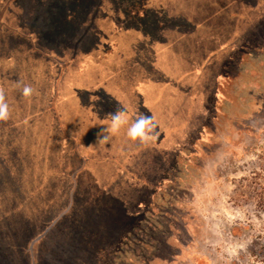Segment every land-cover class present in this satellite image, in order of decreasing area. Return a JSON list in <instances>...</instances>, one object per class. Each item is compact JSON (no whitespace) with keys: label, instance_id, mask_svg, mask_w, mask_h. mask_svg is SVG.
I'll return each instance as SVG.
<instances>
[{"label":"rangeland","instance_id":"rangeland-1","mask_svg":"<svg viewBox=\"0 0 264 264\" xmlns=\"http://www.w3.org/2000/svg\"><path fill=\"white\" fill-rule=\"evenodd\" d=\"M142 1L0 0V264H264V0Z\"/></svg>","mask_w":264,"mask_h":264},{"label":"clouds","instance_id":"clouds-1","mask_svg":"<svg viewBox=\"0 0 264 264\" xmlns=\"http://www.w3.org/2000/svg\"><path fill=\"white\" fill-rule=\"evenodd\" d=\"M33 88L30 85H24L22 94L25 98H30L33 94ZM9 105L6 102L5 91L0 87V121L10 119ZM111 118L110 126L101 128L96 135V145H105L109 142L113 134L119 133L120 130L129 125L127 109L122 108L117 103L115 111L108 114ZM158 124L155 117L147 113H138L130 126L127 127V136L132 141H138L142 144H147L157 138ZM89 145L88 147H91Z\"/></svg>","mask_w":264,"mask_h":264},{"label":"crops","instance_id":"crops-1","mask_svg":"<svg viewBox=\"0 0 264 264\" xmlns=\"http://www.w3.org/2000/svg\"><path fill=\"white\" fill-rule=\"evenodd\" d=\"M101 4H102V2H101ZM140 7H141V9L139 10L140 12L137 13V14H131V16H135L136 15V17L139 18L138 19L139 21L140 20H144L145 21L146 20V11L152 10V0H143L142 3L140 4ZM156 9H158V8L156 7ZM162 11L163 10L159 9V12H162ZM106 17H107L106 21H108V26L111 27L109 34L112 35V37H110L109 40H108V38H106V40H105V44L107 46H106L105 52L103 53V58L104 59L106 57H108L109 54L115 55L118 52L124 50L128 46V42H129L128 41V37H129V34L131 32L130 26H124V28H122L120 26V22H118V21H120V19L121 20L123 19L121 17V15H117V14L115 15V14L112 13L111 15L108 14ZM0 30H3L2 26L0 27ZM25 38L28 39V37H25ZM25 38H24V40H25ZM30 38H29V40H30ZM242 38H243V36H242ZM29 44H30V42H29ZM242 45H243V42H242ZM35 48L36 47H34V51L35 52H39V50H36ZM51 58H53V57H51ZM53 62L58 66L59 72H60V75L58 76L57 85H58V83L60 85V80L62 79V77L64 75V72H68L69 71V70H67V67H69V66L71 67L72 65L76 66L77 63H78L77 61H71V60L70 61L66 60L65 62H62V63H59L56 60H54ZM81 64H83V63L79 62V65H81ZM55 112L58 114L57 117L61 121L59 113H58V111L56 109H55ZM61 126H62V122H61ZM65 136L66 137H70V136H67V135H65Z\"/></svg>","mask_w":264,"mask_h":264},{"label":"trees","instance_id":"trees-1","mask_svg":"<svg viewBox=\"0 0 264 264\" xmlns=\"http://www.w3.org/2000/svg\"><path fill=\"white\" fill-rule=\"evenodd\" d=\"M262 263H264V261Z\"/></svg>","mask_w":264,"mask_h":264}]
</instances>
